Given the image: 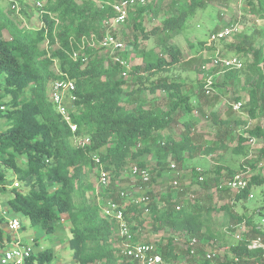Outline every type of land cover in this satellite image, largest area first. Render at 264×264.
<instances>
[{"label":"trees","instance_id":"obj_1","mask_svg":"<svg viewBox=\"0 0 264 264\" xmlns=\"http://www.w3.org/2000/svg\"><path fill=\"white\" fill-rule=\"evenodd\" d=\"M8 1L5 6L4 0H0V76H3L0 100L10 97L6 102L9 107L7 112L0 115V119L7 123V129L0 131V164L10 168L28 191L9 189L12 196L6 200V211L23 214L33 227L41 228L49 236L56 233L57 225L68 219L71 233L68 244L77 264H117L120 249L113 247L111 240L117 238L118 221L103 215L101 209L85 196L86 169L93 165L98 171L93 161V155L97 154L109 173L106 190L110 196L107 203H116L123 210L134 241H142L136 232L147 215H152L154 225L160 224L161 228L167 227L173 232L166 247L161 249L160 244H156L164 264L181 256L177 237H183L186 243L193 238L198 242L205 236L212 238L211 234L207 235V230L204 232L206 223L203 216L215 211L228 212L239 225L245 223L252 230L232 246L228 259L216 257L210 260L204 251L196 247L193 254L192 248L188 247L184 254L195 258L198 264H264V248L250 247L256 239L264 243V229L252 216H240L232 210L239 203L249 201L251 195L254 197L255 190L264 191V175L251 174L248 186L239 191L222 185L235 175L248 171L250 168L246 165L237 174L230 171L226 179H222L223 168L216 167L214 179L204 171L200 173L194 169V180L209 193L203 202L191 199L185 202L181 198L180 202L167 201L166 205L159 207L152 202V192L149 191L151 202L143 207L123 197L122 191L114 190L113 181L121 177L130 160L137 161L150 154L156 159L153 173L159 176L168 167L169 174L174 177L170 161L175 162L180 172L189 157L211 156L228 147V142L235 141V134L229 128L230 122L218 111H211L204 117L218 127V135L210 144L199 143L193 134L197 121L189 118L195 111L192 102L197 93L183 92L184 83L167 76L150 80L169 72L182 61V51L169 41L186 28L187 22L195 17L199 9L206 7L208 0H173L167 8H155L147 0L146 4L131 8L126 21L131 22L135 33L131 38L122 40L125 48L130 50L126 52V48L122 54L128 69L115 63L103 48H87L84 51L85 62L81 59L74 61L71 57L82 37L105 35L104 23L117 15L114 5L123 0H33L41 12V24L37 28L20 26L15 19V12L19 13L21 9H14L13 6H24L28 0ZM246 1L254 13L264 19V0ZM37 2H41L42 7H38ZM162 15L161 24L149 30L145 22ZM217 31L213 29L211 35ZM158 34L167 38L161 44V51L140 53V41ZM260 34L264 36V28H261ZM234 36L240 35L234 33L230 37ZM206 43L207 40L203 39L190 45L201 51L213 49ZM227 46L229 53L243 60L244 66L221 74L219 78L222 77L223 82L220 84L225 88L232 85L233 103H242L243 110L247 105L252 119L264 118V45L257 47L254 40L244 37L241 42ZM137 58L141 59V63L134 64ZM210 62L211 59L206 58L202 62L201 72L206 78L217 72V68L204 72L203 67ZM124 72H127L126 78ZM65 75L76 85L74 94L77 99L71 109L72 121L78 127L75 133L48 96L50 83ZM239 75L245 76V83L240 89L237 88ZM129 76L133 79L127 80ZM217 80L215 87L219 85ZM204 84L205 80L201 83L203 94ZM129 85L132 86L131 91L126 89ZM143 90L151 93L163 90L168 94V104L173 103L174 106L166 110L159 105L142 102L139 97ZM242 92L247 94L248 100H244ZM128 95L130 98L125 104L124 98ZM234 105H229V111ZM177 120L182 124L180 139L161 134ZM83 137L90 138L88 146L72 143L75 138ZM253 138L264 139V121L238 135L234 152L243 153L244 143ZM260 155L264 161V149ZM259 161L246 159L254 170ZM136 165L148 168L147 163L141 160ZM201 176L204 177L202 181L199 180ZM7 183L5 173L0 171V185ZM172 190H177V187L173 186ZM214 194L220 199L216 204L213 203ZM262 201L263 206L257 214L264 216V196ZM3 221L1 216L0 248L10 241V236L1 227ZM54 260L55 253L49 248L31 256L26 264H53Z\"/></svg>","mask_w":264,"mask_h":264},{"label":"rangeland","instance_id":"obj_2","mask_svg":"<svg viewBox=\"0 0 264 264\" xmlns=\"http://www.w3.org/2000/svg\"><path fill=\"white\" fill-rule=\"evenodd\" d=\"M173 0H150L155 8H167V6ZM4 5L7 6L9 1L4 0ZM45 2H43L44 4ZM35 1L28 0L24 6L19 4L21 11L15 12V19L20 26L25 28L39 27L41 24V12L35 7ZM163 19V15L158 18H154L151 21H146L145 24L149 30L156 25H160ZM230 25H236L239 29L240 36L228 37L224 42L211 43L210 36L213 29L221 30L222 28ZM261 28H264V19L254 13L253 9L247 4L246 0H208L206 7L201 8L197 11L195 17L189 20L186 24V28L179 32L175 37L169 41L180 48L182 51V61L171 68L169 72L159 74L152 79H158L161 76H167L173 78L179 82H183V92L197 93L194 96L192 104L194 105L195 111L189 116L191 120H196L197 123L193 129V134L198 138L199 143L210 144L215 137L218 135L217 126L211 121L204 117L210 115L211 111H218L223 118L230 122V130L235 134V141L228 142L226 148L217 151L211 156L197 155L196 157H189L187 163L182 169H179L180 176L178 178L179 185L177 190H172V183L174 178L168 172V167L161 171L158 176L152 172V169L156 165V159L154 156L147 154L141 157L139 160L147 163V167L151 172V181L147 184H143L131 176V167L139 160H130L124 168L121 177L113 181L114 190L124 191L130 195L141 196L146 192H152V202L159 204L162 207L167 204V201H179L181 198L186 202L191 199L194 201L203 202V199L208 196V190L201 187L193 177L194 169H202L206 175L211 178H215L216 167L223 168L222 179H226L228 173L231 171L233 174L242 172L243 166H248V176L254 173H261L264 175V161L260 159L261 150L264 149V139H256L254 143L250 140L245 142L244 152L237 154L234 152V148L237 145L238 135L247 130L255 128L258 124L264 121L263 117L252 119L248 114V106L245 105V109L240 111H229V105H233L232 96L234 89L231 84L225 88L220 83L223 82V78H219L217 82L218 86L214 87L215 91L212 96L207 97L201 91V83L206 79L205 73L201 72L202 62L206 59H212L218 53L221 56H232L234 53H229L227 45L232 43L241 42L244 37L254 40L255 46L259 47L264 45V36L260 34ZM104 31L116 34L120 40L131 38L135 31L130 21H126L122 24H112L111 21L104 23ZM167 39V38H166ZM161 35L150 36L148 40L140 41V53L143 51L155 50V52L161 51V44L166 40ZM207 40V46L213 49L199 50L198 47L192 48L191 42L197 44L200 40ZM126 52H129V48ZM217 48V49H216ZM141 63V59L137 58L134 64ZM245 73V72H244ZM242 73V74H244ZM240 76V84L238 89L242 88L245 83V76ZM126 78V77H124ZM132 76H129L127 80H132ZM149 80V79H148ZM0 81L3 82V76H0ZM239 81H236L237 83ZM148 82V81H147ZM127 90L131 91L132 86L126 87ZM244 100H248L245 92L241 93ZM10 97L6 98V101ZM130 96H126L125 104ZM139 99L142 102L150 105H159L162 109H171L174 104H168V94L163 90H158L155 93H151L149 90H143ZM132 106V105H130ZM240 122V123H239ZM182 124L179 120L175 121L171 128H167L161 131L164 136L172 135L176 139H180ZM7 129V123L5 120L0 119V131ZM224 129H227L226 127ZM76 144V141H72ZM247 160H260L256 170L249 167L246 163ZM22 165V160H18ZM175 162L170 161L169 164ZM176 165V164H175ZM177 167V166H176ZM178 169V167H177ZM0 171L4 172L7 177V184L18 182L20 184L19 189L28 191L17 178V175L4 164H0ZM98 171L93 165H89L86 169V188L85 196L88 201L98 206L101 211L102 208L107 206L110 192L102 187L99 183ZM244 173V172H243ZM7 192L0 197L2 203L0 205L5 209L6 200L9 196H12V192L8 189ZM183 193V195H181ZM254 197L249 201H244L233 207V211L242 216H252L256 223L260 224L264 229V216L258 215L257 210L263 206L262 198L264 191L255 190L253 192ZM180 202V201H179ZM220 202L219 197L213 195V203ZM179 205V204H178ZM232 206V205H231ZM6 210V209H5ZM8 218H17L23 226L17 232H11L6 225L5 220L2 222L1 227L5 234L10 235L11 241H22L23 243H35L33 248L34 255L45 249H52L55 253V260L53 264H77L73 258V252L69 248V239L71 238L70 224L68 219H64L63 223L57 225L56 233L53 235H47L41 228L33 227L30 220L21 213L8 212ZM145 221L142 226L138 227L136 235L142 241L155 242L160 244L159 248H164L169 244V240L172 236L170 228H161L159 225H154L152 215L144 217ZM206 226L204 232L207 230V235H212V238L205 236L200 239L196 248L204 251L206 254L210 251L216 253V257L219 259H228L231 256V248L238 241L236 236L243 237L248 234L252 227L247 226L245 223L239 225L238 221L233 219L228 212H211L203 216ZM262 222V223H261ZM178 251L181 252V256L176 261L166 262L165 264H198L195 258H189L184 254L187 248V243L184 241H178ZM113 247L118 245V239L113 238L111 240ZM1 249V248H0ZM215 257V258H216ZM189 258V259H188ZM117 264H131L127 259L122 256H118Z\"/></svg>","mask_w":264,"mask_h":264},{"label":"built area","instance_id":"obj_3","mask_svg":"<svg viewBox=\"0 0 264 264\" xmlns=\"http://www.w3.org/2000/svg\"><path fill=\"white\" fill-rule=\"evenodd\" d=\"M147 3V0H123L120 3L114 5L116 11V16L108 19L112 24H122L126 22L129 16V10L135 6H142ZM38 7H42L41 2H37ZM13 8L19 10L17 6ZM234 33H239V29L236 25H230L218 30L210 36L211 43L227 39ZM78 48L74 49L71 53V57L74 61L81 59L82 61H87V57L84 51L87 48H103L109 56L113 57L115 63L120 64L123 68L128 69V63L122 55L125 52V44L117 36L110 32H106L103 37H99L97 34H92L91 36H84L79 42L76 43ZM243 60L239 56H221L219 53L211 59V62L203 67L204 72H209L212 69L217 68V72L211 74L205 79L204 84V94L212 96L215 89L214 83L216 79L224 72L230 69H241L243 68ZM123 76H127V72L123 73ZM76 90L75 82L70 79L67 75L60 80H55L50 83L48 88V96L50 102L54 105L56 111L62 116L63 120L69 125L71 131L75 133L77 131V124L72 121L71 109L77 97L74 92ZM1 91V90H0ZM6 99L0 100V115L7 112L8 104ZM242 103H237L234 105L235 111H240ZM256 139H251L250 142L254 143ZM76 144L81 147H86L90 144L89 137L75 138ZM93 161L98 166L99 173V183L102 187L107 188L109 186V173L104 169V164L101 158L96 154L93 155ZM171 173H174L173 186L177 187L179 185L178 178L180 172H178L177 167L174 163L170 166ZM198 172H203L202 169H197ZM249 170L237 174L233 179L223 182L222 185L229 187L232 191H239L245 189L248 186V176ZM131 176L143 184H147L151 180V173L148 168H141L136 164L131 167ZM199 180H204L201 176ZM20 184L14 182L12 184L0 185V190H8L11 188H17ZM4 192H0V197H3ZM121 195L127 197L134 201L136 204L143 207H147L151 202V198L148 193H144L141 196L130 195L127 192L122 191ZM253 196L251 195L250 198ZM1 201V200H0ZM179 209V208H178ZM149 211L147 210V213ZM8 212L2 210L1 215L11 232H17L22 229V225L17 218H8ZM102 214L111 217L118 221V229L115 236L118 238L117 248L120 249V254L123 258L127 259L131 264H164L162 255L158 251V247L155 242L150 241H134V235L132 234L129 224L124 218V212L120 206L113 202H108L107 206L102 208ZM8 235V234H7ZM10 236V235H9ZM240 239V236H236ZM183 237H177L176 241H182ZM198 245V240L196 238L191 239L187 243L188 248L191 249V253H194V247ZM35 243H23L22 241H10L7 242L0 249V264H26L28 259L34 255L33 248ZM251 248L261 247L264 248V243L261 239L253 240L251 243ZM215 252H208L207 258L212 260L215 259Z\"/></svg>","mask_w":264,"mask_h":264},{"label":"crops","instance_id":"obj_4","mask_svg":"<svg viewBox=\"0 0 264 264\" xmlns=\"http://www.w3.org/2000/svg\"><path fill=\"white\" fill-rule=\"evenodd\" d=\"M0 203H2V202L0 201ZM3 209H4V208L0 205V218H1V216H2V215H1V212H2ZM5 209H6V208H5ZM5 209H4V210H5ZM116 239H117V238H116Z\"/></svg>","mask_w":264,"mask_h":264}]
</instances>
